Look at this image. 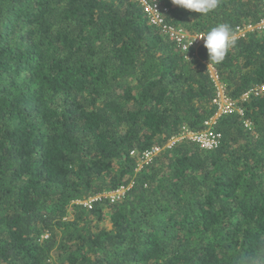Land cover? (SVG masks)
<instances>
[{"label":"trees","instance_id":"trees-1","mask_svg":"<svg viewBox=\"0 0 264 264\" xmlns=\"http://www.w3.org/2000/svg\"><path fill=\"white\" fill-rule=\"evenodd\" d=\"M168 24L256 25L261 0H218ZM220 63L183 53L133 0H0V264H243L264 252V28ZM218 74L242 116L214 150L187 140L215 113ZM248 124V126H246ZM163 150L138 169L132 151ZM132 183L111 204L88 197Z\"/></svg>","mask_w":264,"mask_h":264},{"label":"built area","instance_id":"built-area-1","mask_svg":"<svg viewBox=\"0 0 264 264\" xmlns=\"http://www.w3.org/2000/svg\"><path fill=\"white\" fill-rule=\"evenodd\" d=\"M133 1L138 2L141 5L149 24L158 27L161 32L166 35L167 38L172 43H174V45L178 47L183 53L196 51L199 46L203 45V33L190 34L182 28L168 24V22L166 21L168 9L162 6L159 0ZM261 2L264 8V0H261ZM262 28H264V12L263 17L259 23H257L256 25L247 24L238 27L235 34L233 35V38L244 37L247 33ZM209 73L211 80L213 81L216 88V96L213 100V104L216 108L214 115L204 122L203 130L201 131H194L189 128L183 127L180 133L177 136L172 137L163 149H169L176 143L187 140L189 142L195 143L203 150H214L220 145L222 140L221 133L216 131L215 129V125L217 124L218 119L231 114H239L240 116H242V109L239 107L238 103L228 98V96L225 94L224 88L219 81L217 72L212 67H210ZM263 92V86H256L255 88H252L248 93L243 95L242 100H246L249 96L257 97ZM246 126H248V124H246ZM163 149L154 146L141 153L132 151L130 153V156L136 157L138 159V169H140L143 166L149 165ZM131 186L132 183L127 186H121L114 191L94 195L88 197L84 201H76L75 203L90 209L93 203L99 201L102 197H104L109 199L110 203L113 204L121 200L125 196V193L129 190V188H131Z\"/></svg>","mask_w":264,"mask_h":264},{"label":"clouds","instance_id":"clouds-1","mask_svg":"<svg viewBox=\"0 0 264 264\" xmlns=\"http://www.w3.org/2000/svg\"><path fill=\"white\" fill-rule=\"evenodd\" d=\"M173 3L177 9L187 14L206 15L217 7L218 0H173ZM202 41L203 48L207 50L208 60L217 64L223 61L228 49L235 44L231 27L223 23L206 32ZM243 264H264V252L246 254Z\"/></svg>","mask_w":264,"mask_h":264}]
</instances>
